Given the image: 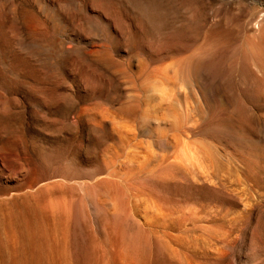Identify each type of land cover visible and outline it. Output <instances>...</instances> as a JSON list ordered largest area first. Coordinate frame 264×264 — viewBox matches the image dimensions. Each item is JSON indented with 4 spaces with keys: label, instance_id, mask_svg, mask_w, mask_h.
<instances>
[{
    "label": "rangeland",
    "instance_id": "374dc122",
    "mask_svg": "<svg viewBox=\"0 0 264 264\" xmlns=\"http://www.w3.org/2000/svg\"><path fill=\"white\" fill-rule=\"evenodd\" d=\"M0 264H264V0H0Z\"/></svg>",
    "mask_w": 264,
    "mask_h": 264
},
{
    "label": "bare ground",
    "instance_id": "6f19581e",
    "mask_svg": "<svg viewBox=\"0 0 264 264\" xmlns=\"http://www.w3.org/2000/svg\"><path fill=\"white\" fill-rule=\"evenodd\" d=\"M56 28H57V30H58V28H59L58 25L56 26ZM63 33H64V32H63Z\"/></svg>",
    "mask_w": 264,
    "mask_h": 264
}]
</instances>
